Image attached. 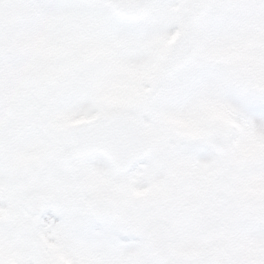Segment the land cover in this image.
I'll return each mask as SVG.
<instances>
[{
	"label": "snow or ice",
	"instance_id": "obj_1",
	"mask_svg": "<svg viewBox=\"0 0 264 264\" xmlns=\"http://www.w3.org/2000/svg\"><path fill=\"white\" fill-rule=\"evenodd\" d=\"M0 264H264V0H0Z\"/></svg>",
	"mask_w": 264,
	"mask_h": 264
}]
</instances>
